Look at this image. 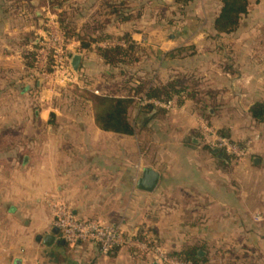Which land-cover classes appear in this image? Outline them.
<instances>
[{"label": "crops", "instance_id": "1", "mask_svg": "<svg viewBox=\"0 0 264 264\" xmlns=\"http://www.w3.org/2000/svg\"><path fill=\"white\" fill-rule=\"evenodd\" d=\"M203 1L212 7L208 21L182 26L191 42L175 36L169 46L159 42L154 49L161 56L152 69L142 68L146 58L133 69H112L93 51L108 41L93 44L91 51L79 39L70 41V59L81 56L76 86L98 95L114 81H125L122 71L155 85L177 77L199 84L202 103L178 100L173 111L144 112L138 102L129 111L136 129L131 136L102 129L89 101L39 73L27 57L47 18L57 14L41 7V0H0V264L152 262L129 249L104 257L95 245L61 244L59 235L45 245L56 228L52 205L59 203L78 218L141 234L169 253L195 251L200 264H264V0L252 2L229 34L214 27L221 0ZM74 2L76 33L89 29L92 38L129 33L141 49L151 50L143 11L138 21L121 24L112 20L108 5L100 11L101 2L128 5V0ZM182 49L193 51L178 55ZM153 111L143 123L142 114ZM203 124L247 155L238 161L214 153L202 137ZM151 129L164 130V136L147 140ZM145 168L160 174L153 193L136 188Z\"/></svg>", "mask_w": 264, "mask_h": 264}, {"label": "trees", "instance_id": "2", "mask_svg": "<svg viewBox=\"0 0 264 264\" xmlns=\"http://www.w3.org/2000/svg\"><path fill=\"white\" fill-rule=\"evenodd\" d=\"M261 0H221V9L214 21L215 30L218 33L229 34L236 31L241 23L243 16H245L250 8L252 2H259ZM65 0H41L40 6L51 11L59 16L58 23L63 30L67 43L74 39H79L82 43V48L88 51L92 50V45L99 41L117 40L123 45H116L113 47H97L93 51L102 58L104 63L112 69H133L138 66V63L143 58L146 50L141 49L132 39L129 33L122 36H109L103 34L99 37L92 38L88 35H81L75 32V27H71L66 23V14L61 13V8ZM194 0H172V4L180 9H185ZM111 8V14L117 16L120 23L129 21L130 16L126 15L127 5L124 2L120 3H106ZM35 43V41H33ZM38 50V45L34 44L33 50L29 52L28 58L35 66V57ZM184 50H179L178 55L183 54ZM50 72V69L48 70ZM125 81H114L109 88H107L104 95H98L91 89L79 88L74 85L70 89L82 98L89 101L95 111V118L98 125L106 130L117 134L134 135L135 127L130 124L129 111L137 107L138 102L143 97L156 99L160 101H169L173 97H179V103H183L189 99L195 103H202L204 98L199 89V84L185 77H177L166 84L155 85L147 79L137 77L136 73L123 72ZM115 78V77H114ZM125 92V96H120ZM153 107H141V111L151 112ZM142 240L147 241L151 247L156 245V242L148 240L141 234L138 236ZM178 259L191 261L195 264H200L197 253L195 251L185 250L178 253H169Z\"/></svg>", "mask_w": 264, "mask_h": 264}, {"label": "built area", "instance_id": "3", "mask_svg": "<svg viewBox=\"0 0 264 264\" xmlns=\"http://www.w3.org/2000/svg\"><path fill=\"white\" fill-rule=\"evenodd\" d=\"M38 50L35 57L36 70L51 78L55 83L61 82L65 88L76 85V75L70 65V57L65 34L57 19L47 18L42 35L36 40ZM123 45L121 42L108 41L104 47ZM50 69V72L48 71ZM179 97L175 96L169 101H160L143 97L141 107L151 106L154 109L173 111L176 109ZM204 142L212 149L241 161L247 150L238 143L220 135L207 124L202 125ZM54 226L59 230V237L70 246L80 243L95 245L101 256L107 257L114 250L129 249L137 255H154L159 264H195L171 256L169 252L151 247L147 241L139 238V234H128L120 226L110 225L97 220L78 218L73 210L65 204H53Z\"/></svg>", "mask_w": 264, "mask_h": 264}, {"label": "rangeland", "instance_id": "4", "mask_svg": "<svg viewBox=\"0 0 264 264\" xmlns=\"http://www.w3.org/2000/svg\"><path fill=\"white\" fill-rule=\"evenodd\" d=\"M104 3V2H103ZM102 2L99 4L100 6V11H102V14H104V7H106V4H103ZM74 0H65L62 8H61V13L66 14V23H69L71 27H76L78 26L77 23V16L74 8ZM103 4V5H102ZM130 10V12H133L129 15L133 21H138V15L141 13L140 19L143 20L144 22V27L146 32V38L149 44L151 45V50L146 51L145 54H143V58H146L147 64H144L142 68H151L152 69V62L153 59L156 58L158 59L159 56H161L160 51L158 49H154L156 45L160 42H162L164 45L169 46L170 41L172 40L171 36H175L176 39L178 40H185L188 42H191V38H187L188 36H191L192 34L190 32L182 33V26H202L205 25V23L208 21L209 16L207 15V10L211 9L207 2L203 0H195L190 6H188L185 9H180L175 7L171 4L168 0H128V5L126 6ZM111 9V8H110ZM109 11V10H108ZM111 11V10H110ZM209 11V10H208ZM126 12V15L128 16V12ZM101 15V14H100ZM59 16H57V21H58ZM112 20L114 19L115 21H119L117 19V16H112ZM101 24H105L106 22V16H101L99 18ZM77 24V25H76ZM121 24V23H120ZM138 26V25H136ZM142 26V25H141ZM154 26H157L161 29V31L157 30V33H155ZM162 26V27H161ZM119 27V26H118ZM82 35H92V31L87 29L82 32ZM183 37V39H182ZM187 42V43H188ZM161 43V44H162ZM162 44V45H163ZM153 46V47H152ZM190 45H188L189 48ZM193 50L191 49H186L184 50L183 54H189V52H192ZM153 131V132H152ZM157 131V132H156ZM153 130L147 131V134L145 137L147 140L154 135L163 137L164 136V130ZM157 248H161V246H158L156 244ZM164 250V249H162ZM165 251V250H164ZM154 255H149L151 259V263L157 262L156 258L153 257ZM150 263V264H151ZM159 264V263H157Z\"/></svg>", "mask_w": 264, "mask_h": 264}, {"label": "water", "instance_id": "5", "mask_svg": "<svg viewBox=\"0 0 264 264\" xmlns=\"http://www.w3.org/2000/svg\"><path fill=\"white\" fill-rule=\"evenodd\" d=\"M38 14L41 15L40 12H38ZM80 64H81V56H78V55L73 56V58L70 59V65L76 76L78 74ZM154 114H155V111L147 115L143 113L142 114L143 123H146L148 120H150V118ZM219 152L220 151L217 149L214 150V153H219ZM159 183H160V174L151 168H145L142 171L140 178L137 180L136 188L137 190L141 192L153 193L157 189ZM58 235H59V230L55 228L52 231L51 235L46 236L44 240V244L47 246L53 245L56 242V236ZM61 244H65V242L61 241ZM202 255H203V252H200L199 256L201 257Z\"/></svg>", "mask_w": 264, "mask_h": 264}]
</instances>
